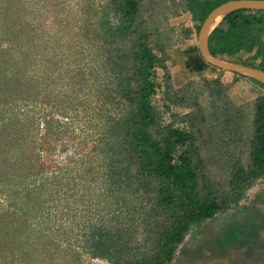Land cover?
<instances>
[{"label":"trees","instance_id":"1","mask_svg":"<svg viewBox=\"0 0 264 264\" xmlns=\"http://www.w3.org/2000/svg\"><path fill=\"white\" fill-rule=\"evenodd\" d=\"M23 1L0 0V264H169L264 174V93L247 113L217 77L174 87L165 64L168 17L197 31L224 0ZM207 45L264 70V9L225 13ZM182 53L188 72L218 68Z\"/></svg>","mask_w":264,"mask_h":264},{"label":"crops","instance_id":"2","mask_svg":"<svg viewBox=\"0 0 264 264\" xmlns=\"http://www.w3.org/2000/svg\"><path fill=\"white\" fill-rule=\"evenodd\" d=\"M193 23L186 10L168 18V24L172 27H190L189 35L193 33ZM181 48L175 54L165 50V64L169 69H182L181 74H185ZM259 180L249 186L246 193L248 198L240 202L239 210L226 213L225 218L216 220L219 227L208 229L210 233L211 230L215 231L218 239L204 237V234L199 238L187 233L169 264H264V184L256 183ZM237 229L244 236L237 235ZM203 255L208 257L206 262L198 259Z\"/></svg>","mask_w":264,"mask_h":264},{"label":"rangeland","instance_id":"3","mask_svg":"<svg viewBox=\"0 0 264 264\" xmlns=\"http://www.w3.org/2000/svg\"><path fill=\"white\" fill-rule=\"evenodd\" d=\"M23 2L24 3L26 2L28 7H30L33 4V2H31V0H24ZM58 14L61 16V13L58 12ZM64 17H65L64 19H70L66 15ZM173 25H175V24H173ZM167 26L168 27L170 26L168 24V19H167ZM170 27H172V26H170ZM181 27H184V26L178 25L177 27H173L171 30H168V28H165L162 30V33L160 35L162 39L167 38L169 40V43L166 46L165 50L170 51L172 54H175V52H177L178 48L182 47L180 49L182 51V49L185 48L186 46L196 44L197 31L193 30L192 34H190L189 36H185L184 33L181 31ZM240 56L243 58L244 54H240ZM220 57L225 59V60L234 61L237 59L238 56L237 55H220ZM167 69H168V72L170 74L172 85L174 87H179V86L183 87V85H185V83L188 82V83H190L188 86V90L199 89L201 87L203 77H205L206 79L217 77L222 84L226 85L224 92L227 95V97L233 103L240 104L242 106L243 110L247 111V113H250V111L252 109L253 99L257 95L264 93V86L263 85L256 84V83L251 82L250 80L244 79V78H239V77L234 78L231 71H226L223 69L219 70V68H211L209 66H206L205 68H203L199 72L193 71V72L188 73L186 70L185 74H181L182 69L181 70L169 69V68H167ZM161 73H162L161 70L159 68H157L156 69V76L158 78H160ZM152 100L155 103L156 108H158V110L160 112L161 120L163 122L167 121L170 118V116H169V112L167 110H165L163 107H161L162 98H161L160 90H158L153 95ZM207 100H208V97H207L206 91L202 89V91L199 92V94H197V101L199 102L200 106L205 107V109H208ZM169 109L172 113H182L183 111L186 110V108L180 104H171V103L169 104ZM176 117H174V118L176 119ZM201 150L203 151L202 148H201ZM211 169L217 170V166L212 165ZM259 178H260V180L256 181V183L264 184V174ZM255 184H254V187L257 188ZM258 186H259V184H258ZM246 193H247V190L245 191V196L240 198L239 202H242V200H247L248 197H247ZM77 203L79 204V201H77ZM234 207L235 206L229 208L228 211L231 210L230 212H232L233 211L232 208H234ZM225 217H226V212L225 211L220 212V213H218L217 217H215V218L204 219L196 225H191L190 228L188 229V233L190 232L199 238H200V236L203 237V234H204V237L208 236L214 240L218 239L219 235L216 234V232L213 230H211L212 235H210L211 233L208 231V229H210V228L214 229L216 227H219V223L217 224L216 220H218L219 218L223 219ZM236 232H237V235L240 234V235L244 236L243 234L239 233L238 229L236 230ZM237 235L235 236V238L237 237ZM212 242H214V241H212ZM198 259L201 262H206V259H208V257L206 255H203V256L199 257ZM82 264H110V263L107 262L105 259H102V258H97V257L91 258L88 256H84L82 259Z\"/></svg>","mask_w":264,"mask_h":264},{"label":"water","instance_id":"4","mask_svg":"<svg viewBox=\"0 0 264 264\" xmlns=\"http://www.w3.org/2000/svg\"><path fill=\"white\" fill-rule=\"evenodd\" d=\"M238 8H245V9H252V10L264 9V0H225L215 5L213 8H211L207 12V14L203 17V19L201 20L199 24L197 34H196V46H197L199 54L201 55L202 59L205 62L215 65L218 68H221L223 70L236 72L240 75L252 78L260 82L264 86V70L259 69L252 65H247V64H243L239 62L225 60L221 58L219 54H213L211 50L208 48L207 38L212 28L220 21L221 17L225 13L238 9ZM239 204L240 202H238L237 205L234 208H232V210L233 211L239 210ZM230 211H228L227 209L225 212L228 213ZM217 215L218 213L206 219L215 218L217 217ZM187 233H188V230L184 234L182 241L184 240Z\"/></svg>","mask_w":264,"mask_h":264},{"label":"flooded vegetation","instance_id":"5","mask_svg":"<svg viewBox=\"0 0 264 264\" xmlns=\"http://www.w3.org/2000/svg\"><path fill=\"white\" fill-rule=\"evenodd\" d=\"M225 1V0H224ZM222 2V1H221ZM220 3V2H219ZM217 5V4H216ZM198 30V29H197ZM247 55H249L248 53H244V57H246ZM254 62H260V63H264V47L261 46L260 48V52L259 54L256 56ZM221 69V68H220ZM260 69V68H259ZM263 70V69H262Z\"/></svg>","mask_w":264,"mask_h":264},{"label":"bare ground","instance_id":"6","mask_svg":"<svg viewBox=\"0 0 264 264\" xmlns=\"http://www.w3.org/2000/svg\"><path fill=\"white\" fill-rule=\"evenodd\" d=\"M217 19H218V18H217ZM217 19H216V20H217ZM216 20H215V21H216Z\"/></svg>","mask_w":264,"mask_h":264}]
</instances>
